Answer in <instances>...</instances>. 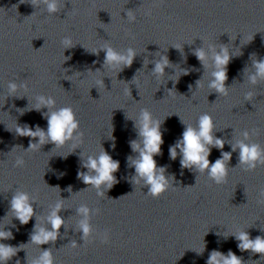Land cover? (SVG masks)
Returning <instances> with one entry per match:
<instances>
[{
	"label": "water",
	"instance_id": "water-1",
	"mask_svg": "<svg viewBox=\"0 0 264 264\" xmlns=\"http://www.w3.org/2000/svg\"><path fill=\"white\" fill-rule=\"evenodd\" d=\"M128 10L136 16L132 23L126 18ZM65 37L76 45L64 50ZM105 43L118 50L134 48L138 54L133 64L117 72L104 66V51L93 52ZM209 44L225 45L230 52L239 49L228 65L226 85L232 87L226 97L210 93L206 86L196 89L195 82L206 73L193 49ZM177 45H183L182 50L173 48ZM157 53L166 55L171 65L160 80L152 75ZM64 56L70 59L64 61ZM255 58H264V0H61L56 15H49L38 0H0V227L13 233L0 243H28L35 222L43 223L49 206L61 199L65 225L60 237L40 246L53 249L56 264H206L212 250L226 254L229 249L244 264H264L261 254L241 252L235 238L225 236L245 230L251 238L264 237V165L244 171L236 167L238 150L232 152L227 181L217 185L206 174L181 169L179 156L175 161L168 156L169 145L183 131L179 117L195 125L205 112L216 124L214 135L225 141L223 150L212 149L210 162L220 158L221 151L230 152L243 130L264 147V81L241 84L244 69H251ZM179 68L189 69V75L173 86L169 77ZM101 79L103 85H97ZM10 80L27 83V91L17 93L21 98H7ZM247 91L253 93L249 100ZM38 95L54 97L57 108H73L83 143L22 149L31 138L17 136L16 123L47 126L42 116L47 109L26 110ZM141 108L163 121L162 155L155 159L176 181L158 198L147 195L141 184L128 182L134 168L127 166L126 157L136 155L128 142L138 139L133 119ZM18 109H25L23 115ZM101 145L120 163L114 174L119 182L104 196L77 178L78 170L87 171L80 167V153L98 154ZM17 157L23 158V167L13 166ZM69 185L71 192L65 190ZM16 190L35 196L39 221L34 216L21 225L13 217L10 201ZM81 204L99 209L91 220L94 236L85 243L77 228ZM105 231L109 243L97 235ZM72 240L81 246L71 248L67 244ZM204 243V252L197 254ZM39 251L36 245L25 246L7 264H27V256Z\"/></svg>",
	"mask_w": 264,
	"mask_h": 264
},
{
	"label": "clouds",
	"instance_id": "clouds-1",
	"mask_svg": "<svg viewBox=\"0 0 264 264\" xmlns=\"http://www.w3.org/2000/svg\"><path fill=\"white\" fill-rule=\"evenodd\" d=\"M38 3L44 5V9L49 15H56L61 10V0H38ZM126 18L132 23L135 21L136 16L132 10H128L126 12ZM62 43L65 45L64 50L76 45L70 37H65ZM182 46L177 45L173 46V48L182 50ZM39 49L36 50L38 51ZM99 51H104L105 53L104 66H107L115 72L125 67H130L138 54L132 47L118 50L107 43L93 53L98 54ZM238 53L239 49L230 52L229 48L225 45L215 46L209 44L207 47L203 45L202 47L193 49V55L200 62L206 73V78L198 79L195 82L196 89L206 86L210 90V93L215 92L218 96H228L229 89L232 87L226 85V81L228 80V65ZM157 55H159V59L154 62L152 75L157 80H160L165 75V69L171 65L166 55H161L160 53H157ZM67 59H70V57L64 56V61ZM145 63L147 64V61ZM96 71L98 72L99 69ZM244 73L246 79L241 84L257 85L259 82L264 81V58L253 59L251 69L245 68ZM182 75H189V69L179 68L174 76L169 77L173 82V86H175ZM97 85H103V80H98ZM27 87L28 85L25 82L17 83L15 80L8 81L7 98H21L17 93L20 89L27 91ZM189 88L191 90V85H189ZM173 90L174 87L173 89H169L168 93L171 94ZM252 95L253 93L251 91H247L245 93V100H249ZM34 100L35 104L32 107H26V110L47 109L46 112H42L47 126L46 129L41 128L39 125L33 128L27 124L21 126L16 123L14 128L15 134L17 136L31 138L27 149L20 148L27 152L37 150L41 146L49 143L53 144L55 148H61L73 141L83 143L84 134L80 131V121L77 119L76 113L71 106L57 108L55 98L50 95H38ZM2 106L0 105V107ZM18 110L23 115L25 109ZM179 119L183 124V131L169 145L168 156L172 161H175L179 156L181 169H188L198 174H206L209 180L219 185L227 181L230 170L228 165L232 158V152H237L238 150V164L236 167L242 166L244 171H253L258 165H264V147L250 140L249 130H243L238 134V138L231 144L230 152L221 151L220 158H217L214 162H210L209 156L212 149L223 150L225 145V141L222 138L214 135L216 124L213 117L207 112L202 113L198 116L195 125L185 123L180 117ZM133 120L134 127L137 129L138 139H133L128 142L131 152L136 154L134 158L132 155L126 157L127 166L134 168V175L128 182L133 187L136 184H141L142 187L147 188V195L158 198L170 187H175L174 183H176L174 176L165 174L167 170L166 166H158L157 160L155 159V157L162 155L164 140L161 125L163 121L155 119L147 108H141ZM113 132L114 128L112 126L109 139L112 141L111 148L114 150L115 136ZM255 134L256 130H251V135ZM77 148V144L73 143V149L75 150ZM23 165V158L17 157L13 166L23 167ZM80 167L87 171L78 170L77 178L85 185L97 189L98 196H104L119 182L114 174L118 172L120 163L118 160L113 159L102 145L101 151L98 154L87 155L85 157L83 153H80ZM60 175L62 176L64 173ZM181 175H183V172H181ZM65 190L71 192L72 187L69 185ZM35 202V196L29 194L27 191L16 190L14 192L10 201L11 213L21 225L28 224L34 216L35 221L40 220L36 216L33 207ZM63 208V200L61 199H58L54 204L50 205L48 214L43 218V223L35 222L34 230L30 234V241L28 243L21 244L19 247L0 243V264H7L18 251L25 249V246L28 245H36L40 248V251L37 256L31 258L27 256V264H56L53 249H42L40 246L49 244L50 242L54 243L60 237V229L65 225V220L60 215ZM76 211L80 217L77 228L82 233L81 239L85 243L89 237L94 236L95 230L91 220L94 215L98 214L99 209H92L86 204H81L77 207ZM44 225H50V227ZM217 234L219 235V233ZM97 235H100L102 243L110 242V234L108 231ZM229 235L233 236L238 242L237 248L239 251H250L253 254L258 253L261 254L260 259L264 258V237L258 235L255 238H251L250 234L245 230H237L225 234L226 237ZM12 238L13 233L10 230H5L0 227V241L10 240ZM67 245L73 249L81 246L75 240H72ZM204 250L205 243L202 251L195 252L202 254ZM16 264H20V261L17 260ZM206 264H244V261L230 249L226 254L219 250H212L209 253Z\"/></svg>",
	"mask_w": 264,
	"mask_h": 264
}]
</instances>
